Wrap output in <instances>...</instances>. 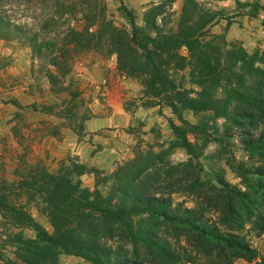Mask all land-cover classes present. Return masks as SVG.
Returning a JSON list of instances; mask_svg holds the SVG:
<instances>
[{
    "label": "trees",
    "instance_id": "1",
    "mask_svg": "<svg viewBox=\"0 0 264 264\" xmlns=\"http://www.w3.org/2000/svg\"><path fill=\"white\" fill-rule=\"evenodd\" d=\"M1 1L0 40L25 43L34 59L54 67L46 78L52 89L58 88L56 93L68 90L62 87L63 79L71 74L78 55H115L119 70L142 80L146 96L170 108L180 125L169 122L177 140L169 150H138L101 179L100 170L78 158L64 160L56 171L30 166L21 188L31 192L33 200L39 198L53 233L26 211H14L2 196L0 206L25 221L35 236L13 235L15 259L0 264H55L62 255L88 264H264V256L248 239L264 235V52L249 54L241 45H230L226 35L211 36L221 13L197 0H185L174 32L161 28L157 17L165 2L175 0L162 1L147 12L145 27L122 4L130 31L101 13H84L82 5L87 24L70 27L62 43L15 23ZM246 7H251V17L260 9L258 4ZM187 69L200 91L172 80V70ZM186 111L209 113L214 122L192 124L184 117ZM234 139L249 158L248 163L232 165L241 184L229 182L223 171L203 180L193 160L213 141L227 151ZM176 148L191 157L178 167L168 162ZM88 174L97 175L93 190L83 185L82 177ZM183 194L194 198V207L176 203L175 195ZM167 231L178 241L184 236L187 245L173 244ZM116 240L122 245L110 244Z\"/></svg>",
    "mask_w": 264,
    "mask_h": 264
},
{
    "label": "rangeland",
    "instance_id": "2",
    "mask_svg": "<svg viewBox=\"0 0 264 264\" xmlns=\"http://www.w3.org/2000/svg\"><path fill=\"white\" fill-rule=\"evenodd\" d=\"M162 1L171 0H4L1 4L18 25L39 33L43 38L56 39L62 43L70 27L82 29L87 24L82 5L84 13H101L118 28L130 31V25L120 11L122 4L133 10L137 24L145 27L147 12ZM197 1L207 9L221 13L211 28V36L226 35L230 45H241L249 54L264 52V0ZM184 2H165L163 14L157 17V24L165 31H177ZM248 4L259 5L255 17L248 14L251 10V7H246ZM93 29L96 31L97 27ZM182 54L188 55L186 50H182ZM47 70L56 71L42 59H34L27 44L0 40V200L5 196L14 211H26L53 233L39 198L33 200L31 192L21 188L20 182L30 166L43 165L56 171L64 160L74 161L78 158L80 163L100 170L101 179L134 158L138 150H154L156 153L169 150L172 143L177 141L169 122L174 121L178 125L180 122L165 104L146 96L142 80L127 76L119 70L115 55L93 51L75 57L71 74L63 79L62 87L68 90L62 93L55 92L58 88H51L46 78ZM171 78L188 90L200 91L199 87L191 83L189 69L183 72L172 70ZM114 106L120 107L126 117L131 116L132 123L127 126V122L119 118L117 128L113 125L87 135L84 130L86 122L110 116ZM210 116L209 113L196 116L192 111L184 112V117L192 124L202 120L212 124L214 121L209 119ZM218 123L220 125L222 120ZM117 130L119 132L115 136ZM189 138L197 143L192 135ZM112 139L126 146L111 145ZM82 140L92 142L99 148L92 151L82 147L80 158L72 147L78 146ZM198 144L201 145L202 141H198ZM230 144L226 151V148L213 141L203 149L201 156L193 160L203 180L210 179L216 171H223L229 182L241 184L233 166L248 163L249 158L238 140L234 139ZM105 147L113 152H105L100 162L112 170L83 162L82 158ZM190 159L184 149L176 148L172 150L168 162L178 167ZM82 181L85 187L93 190L97 175H85ZM175 199L176 203L194 207V198L191 196L175 195ZM17 233L27 238L35 236L25 221L21 222L18 216L0 206V263L8 258L15 259L16 248L10 241ZM164 234L175 245H187L184 236L178 241L172 232ZM248 239L264 256V235L259 238L249 235ZM110 244L114 247L122 245L118 240ZM125 248L131 251V246L125 245ZM55 264L88 263L73 256L62 255ZM235 264L248 263L239 260Z\"/></svg>",
    "mask_w": 264,
    "mask_h": 264
},
{
    "label": "crops",
    "instance_id": "3",
    "mask_svg": "<svg viewBox=\"0 0 264 264\" xmlns=\"http://www.w3.org/2000/svg\"><path fill=\"white\" fill-rule=\"evenodd\" d=\"M119 114H121V115H119ZM123 114H125V113H124V111H122V109L120 107L114 106V111H113V113L110 116H107L105 118L104 117L103 118H95L93 120H90L89 122H86L85 129H84L85 133H87V135H89L90 133L97 132L98 130H100L102 128H105V127L111 128V127H113V125H114V128H117V126H118L117 122H118L119 118L122 119L123 122H127L126 124H127V126H129L132 123V120H131L132 117L131 116L130 117L129 116L126 117L127 115L126 114L123 115ZM124 116H125V118H124ZM118 132L119 131L117 130V132H115V134L118 133ZM117 135L118 134H116L115 136H117ZM127 136H130V135H127ZM111 141H112L111 145H114V144L118 145L119 144L122 147L126 146L119 140H115L114 141L112 139ZM82 147H84V148L88 147V148H90L88 150H92V151H93V149L99 148L98 146L93 145L92 142L86 143L85 141L82 140L80 142V144H78V146L72 147V150H76V154L78 156H80V158H81V155H82ZM109 151L113 152L112 149H109V148L105 147L103 150L96 151L95 153L94 152L91 153L90 156L86 157L85 159L82 158V160L86 164L89 163V164H92V165H98L99 168H102V169H105V170H109V169H111V167L105 166V164L100 162V159H101L102 155L105 152H109ZM85 152H87V151L85 150ZM92 154H93V156H92Z\"/></svg>",
    "mask_w": 264,
    "mask_h": 264
}]
</instances>
